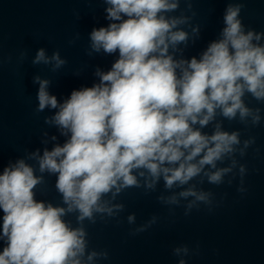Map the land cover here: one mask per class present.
<instances>
[{
  "label": "clouds",
  "instance_id": "obj_1",
  "mask_svg": "<svg viewBox=\"0 0 264 264\" xmlns=\"http://www.w3.org/2000/svg\"><path fill=\"white\" fill-rule=\"evenodd\" d=\"M104 3L109 24L93 28L90 48L118 57L109 70L96 69L98 82L74 89L59 102L48 90L50 81L34 77L39 84L36 111L57 109L45 123L56 126L66 139L51 150L45 148L42 156L37 150L29 158L37 159L41 174L56 176L65 206L35 198L43 176H37L24 158L4 166L0 264H82L86 233L64 217L76 213L82 224L93 220L94 213L111 215L113 209L104 198L139 187L138 178L152 189L161 179L166 190L174 185L183 189L167 203L178 204V197L194 198L189 209L209 203L210 193L184 186L202 173L208 183L220 185L230 171L217 168V163L235 151L239 132L223 130L215 123L217 113L229 121L239 114L244 122L253 114L244 102L246 94L264 103V33L245 29L239 18L242 4L226 6L219 38L210 41L199 58L176 59L173 53L188 41V33L178 29L186 18L167 13L179 7V0ZM52 61L53 70L66 63L58 52L46 57L44 49L33 63ZM259 111L253 123H259ZM210 123L212 132H204ZM128 219L132 222L134 216ZM96 255L90 253L88 260Z\"/></svg>",
  "mask_w": 264,
  "mask_h": 264
},
{
  "label": "water",
  "instance_id": "obj_2",
  "mask_svg": "<svg viewBox=\"0 0 264 264\" xmlns=\"http://www.w3.org/2000/svg\"><path fill=\"white\" fill-rule=\"evenodd\" d=\"M228 4L243 5L239 18L246 30L264 33V0H179V7L167 13L186 18L178 29L188 33V41L173 53L176 59L199 58L208 43L219 38ZM106 7L104 0H0V172L9 162L24 158L37 176H43L34 189L35 198L53 206H65L55 187L56 176L41 174L37 159L29 154L39 150L42 156L45 148L51 150L66 138L56 126L45 123L57 109L36 111L39 84L34 77L49 80L48 90L59 102L74 89L98 82L96 69L109 70L118 57L90 48L93 28L109 24ZM40 49L48 58L58 52L66 63L56 70L55 61L34 64ZM243 99L253 110L244 122L239 114L229 121L217 113L215 119L223 130L238 131L240 139L235 151L217 163V168H230L223 183L212 185L202 173L184 186L210 193L209 203L198 202L191 209L193 197L167 203L168 197L183 189L174 185L166 190L163 179L152 189L138 178L139 187L124 189L114 199L111 194L104 198L113 209L111 215L94 213L93 220L82 224L76 213L64 217L86 233L82 264H179L181 260L185 264H264V103L247 94ZM256 109L260 110L258 124L253 123ZM213 128L210 123L203 131L211 133ZM116 205L123 207L117 210ZM2 216L0 210V229ZM129 216H134L132 222ZM3 247L0 240V251ZM176 248L181 249L179 254ZM93 252L97 255L88 260Z\"/></svg>",
  "mask_w": 264,
  "mask_h": 264
}]
</instances>
